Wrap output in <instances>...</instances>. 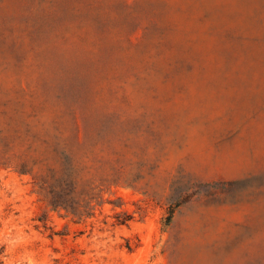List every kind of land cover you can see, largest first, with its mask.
Instances as JSON below:
<instances>
[{
  "label": "rangeland",
  "instance_id": "rangeland-1",
  "mask_svg": "<svg viewBox=\"0 0 264 264\" xmlns=\"http://www.w3.org/2000/svg\"><path fill=\"white\" fill-rule=\"evenodd\" d=\"M0 264H264V0H0Z\"/></svg>",
  "mask_w": 264,
  "mask_h": 264
},
{
  "label": "trees",
  "instance_id": "trees-1",
  "mask_svg": "<svg viewBox=\"0 0 264 264\" xmlns=\"http://www.w3.org/2000/svg\"><path fill=\"white\" fill-rule=\"evenodd\" d=\"M63 156L67 159L68 158V154L67 152L63 149ZM66 162V161H65ZM67 163V162H66ZM62 179L61 178H56V182H60ZM54 185V184H53ZM62 194V195H61ZM61 196H63V192L62 190L61 191H57L55 192V197H52V203H54L55 205H58V204H62L63 203V199H60ZM174 209L175 207H171L169 210H168V213L166 215V223L169 222L170 218L172 217L173 215V212H174Z\"/></svg>",
  "mask_w": 264,
  "mask_h": 264
}]
</instances>
